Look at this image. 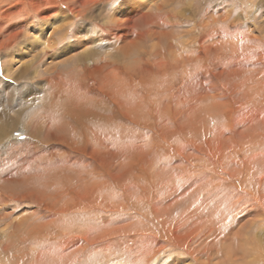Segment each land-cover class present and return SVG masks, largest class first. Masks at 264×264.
<instances>
[{
  "label": "rangeland",
  "instance_id": "rangeland-1",
  "mask_svg": "<svg viewBox=\"0 0 264 264\" xmlns=\"http://www.w3.org/2000/svg\"><path fill=\"white\" fill-rule=\"evenodd\" d=\"M33 1L0 0V115L4 110L17 121L0 139V264H63L76 252L81 256L72 264H128L123 260L135 250L144 256L137 264H147V257H153L150 264H263L262 217L251 213L255 197L240 180L249 166L256 184L264 178V0H135L154 13L152 25L165 34L160 43L147 42L141 47L144 56L138 51L128 58H105L103 65L87 60L86 80L79 84L80 74L71 70L62 87L56 74L43 71L52 62V50L38 39L37 30L20 27L23 21L25 26L41 23V12L50 8L41 5L35 11ZM119 1L103 0L84 11L77 0H67L71 10L83 12L74 18L73 29H91L92 38L94 31L108 30L106 22ZM56 2L65 5V0ZM102 3L107 8L94 19ZM143 24L135 34L147 28ZM48 25L41 27V35L51 31ZM88 46L84 42L76 53ZM113 62L130 69H120L117 80L108 82ZM31 64L30 75L39 66L37 77L12 84ZM66 93L77 104V98L85 99L88 108L96 97L103 98L112 132L63 138L53 120L31 140L28 135L40 122L29 115L38 113L40 103L41 112L61 117L62 105L48 109V103ZM60 167L71 169L74 179L53 187L36 178ZM78 201L87 204L81 224L66 220L75 228L64 238L48 236L42 245L29 240L26 248L24 241L41 227L49 232L51 214L65 206L75 209ZM256 204L264 209L262 199L256 198Z\"/></svg>",
  "mask_w": 264,
  "mask_h": 264
},
{
  "label": "bare ground",
  "instance_id": "bare-ground-1",
  "mask_svg": "<svg viewBox=\"0 0 264 264\" xmlns=\"http://www.w3.org/2000/svg\"><path fill=\"white\" fill-rule=\"evenodd\" d=\"M56 1L57 0H50V1H48V0H36V1H33L32 2V9L35 10V11H38L39 10V7H42L41 5H49L50 8H48L46 10H43L41 12V16H42L41 23L33 24V25H30V26L28 24V25L25 26V23H27V21H23V22H21V26L20 27L21 28H27L28 27L29 30H31V31L32 30H37V32L40 33L39 34L40 37L38 39L41 40V41H43L44 46L47 49H51L52 50V53L50 54L51 55L50 58L52 59V62H50L49 64H45L44 67H43V71L46 74H49V75L50 74L51 75L56 74L58 76V79L61 82L58 85H61V87L65 84V82L67 80H69V78H71V77H68V75H67V73H70L71 70L73 72L76 71L75 73H79L80 74V77H78V79H77V81H79L78 82L79 84L81 82H83L82 81L83 79L86 80V78L89 76V72H88L87 67H84L85 61L91 60V62H93V63L99 62L101 65H103L101 62H102V60L104 61L105 58H106V61L107 60H111V59H115V58H118V57L119 58L120 57L128 58L131 55V53L134 54V52H138V51L141 53L139 55H143V53L145 55L147 52L146 51L145 52L144 51L142 52L141 51V47L143 48L147 44V42L150 44L153 41H157V39L159 40V43H160V40H162V36L165 35L162 32V30H161L162 29L161 26H159L158 24H157V26H155V24L152 25V22L155 19L154 18V13L152 12L151 8L149 6H147V5H145V3L142 2V1H141L140 4H137L135 0H121V1H119V5H117L116 8H115V10L112 11L110 20L106 22L107 24H109V25H106V26H109V29L108 30L103 29L102 32H100V31H94L95 32V35H96L94 38L91 37L92 36V32H93L91 29H87L86 27L85 28L76 27V28L73 29V26H75L74 18L76 20V18L79 17V15H81V12L82 11H77L76 12V11L71 10V8L73 7V5L66 6L67 0H65L64 7L61 6L62 5L61 2L58 4ZM101 1H103V0H77V3H80V5L82 6V8L85 11L86 6H92V5L95 6L96 4L98 5V3H100ZM107 1H108L107 2L108 4L109 3L111 4V2H112V0H107ZM107 3H105V4L102 3L100 12H98L95 15H94V13L92 14V15H94L93 16L94 19H97L99 17L98 15L101 14V11H105L106 10ZM147 9L150 10V12H147L146 13L145 10H147ZM165 9H166V3L164 5L162 4L161 7L159 9H157V13L156 14L158 15V13H160L161 11H163ZM73 15H74V17H73ZM71 16H72V19L69 20V17H71ZM51 17L54 18L53 19L54 21L49 24V21L51 20ZM139 21H141V22H139ZM140 23H144L145 25H148V26H147V28H145L143 30L141 29L142 32H140V33L138 32L139 34H135L136 33L135 32V28H140V26H141ZM46 25H48L49 31L50 30L51 31L41 35V33L43 31V29L41 27L42 26L45 27ZM89 37H91L92 40ZM84 42H85V45H89L90 44V47L88 46L86 49H83L82 51L76 53L77 50L80 49V46L84 44ZM107 42H110V43H107ZM152 45H153V43H152ZM107 47L109 48V50L108 51H106V50L104 51V49H106ZM143 56H140L139 58H143ZM142 60L143 59H141L140 61H142ZM121 65H120V67L115 66V63L114 62L110 65L111 68L112 69H115V70H112L111 69L110 72L112 74V77L111 76L108 77V79H107L108 82H110L111 79L112 80H117V78H114V77L117 76L118 72H120V69H122V71H121L122 73L127 72L130 69L129 67H126L127 65L126 66L124 65L123 68L121 67ZM32 67H33V65L31 64V65H27L26 66V69H24V68H23L24 70L21 69V71H19V73L15 77V79L13 78L14 80H12V81H14V82H12V84L16 85V83H18L19 80H28V79L37 77L38 74L36 75V73H38V71H39V68H38L39 66H35V68H34L35 69L34 71H36L35 75H33V74L30 75L29 74L30 73V68H32ZM95 68H96V66H95ZM4 72L7 73V74L8 73L10 74V69L8 67H6L4 69ZM5 73H4V75L6 76ZM107 81H106V83H107ZM125 83H126V81H125ZM34 84L35 85H39V89H42V82L41 81H36ZM34 84L31 85L32 88H35ZM109 91L112 92L113 94L115 93V91L113 89L112 90H109ZM71 94H73V93H71ZM68 95H67V93L64 95V97L66 99L61 97L62 98L61 100L58 99L56 101H50L48 103V109H51V108L53 109L56 105H58V106L59 105H62V108L61 109H63V111H62V115H60L61 117H59V118H55V117H54V119L51 118L52 117V113L50 112V110H48V113L47 114L44 113L45 111L44 112H41L40 110L42 108L40 109V107L43 106V104L38 103V105H41L38 108L39 110H37L38 113H35V114L32 113L31 115H33V116H30L29 115V120L30 121L33 119V121H34L35 124H37V123L40 122V124H39L40 126H38L37 128L33 129L30 132V134L28 135V137H30L31 140L34 141L35 138H36L37 132H41V130L42 131H45L49 127V125H47L48 122L49 121H53V120L55 121V123L57 125L56 128H58L57 131H56V133H60V135L63 138H82L84 136H88V135L90 136L92 133H96L95 132L96 130H103L105 133L112 132L110 126H112V125L114 126V123H113V120L112 119H111V122H110V120H108V117L104 115V108H103V106L105 107V105H104L105 103L102 100L103 98H101L99 96L96 97L95 100H94L95 104H92L93 101H91V104L93 106L90 105V107L88 108L87 107V102H86L85 99L77 98L78 99V102H79V104H77L76 103L77 101L76 102H74V101L71 102L72 101V98H74V95H70V96H68ZM76 95H78V94L76 93ZM50 97H52V96H50ZM53 98H56V96H53ZM87 101H88V99H87ZM28 105H33V103L27 104L25 106H28ZM28 108H34V106H29ZM26 109H24V110H26ZM24 110L23 111L21 110V113L22 114L24 113ZM6 114H7L6 111L3 110V115L2 116L0 115V139L3 138L4 135H6L8 129L13 128L14 125L17 123V121H15L16 119L15 120L8 119L7 116H6ZM30 118H32V119H30ZM14 122H16V123H14ZM53 124H54V122L53 123L52 122L50 123L51 126ZM34 130H36V131H34ZM103 135H105V134H103ZM54 137H57V134L56 135L51 134V137L50 138H54ZM71 172H72L71 169H68L66 167H62V168L60 167V169H56L54 171H50V172L49 171H45L44 173H40V174H38V177H36V178L46 180L47 181V185H50V186H53L54 187V186L59 185V184L60 185L61 184L62 185L63 184H67L68 183V180H71V179L73 180L74 179V174H73V172L72 173ZM253 174H254L253 173V168L251 166H249L246 169V171H245L244 178L243 179L241 178V180H240L241 181V186H243L249 192L253 193L251 195H254L255 199L254 198L253 199H250L249 198L254 203L253 205H250L251 206V210H252L251 213H253L258 219L260 217H262L263 219L260 218L261 219L260 221H263V224H261V223H258V224L264 226V209L259 208V206H258V204L261 201L258 200L260 202H258V204H256V198H260L264 202V178H258V179H256V180H258V184H256L257 182H255V177H254L255 174L254 175ZM132 179H133V177H132ZM70 183H71V181H70ZM238 197L243 198L245 196H242L241 194H239ZM84 202L85 201H78V204L75 203L73 205V207H76L78 205L75 209H68L67 206H65V208H63V210L61 212H58L59 214L56 213V212L53 213V214H51L52 215L51 216V218H52L51 220L53 222H51V223L49 222L46 225V226L49 227L50 234H49V232H47L48 231L47 228H45V227H43V228L41 227L40 228L39 224H37L38 225V228H40L41 230H40L39 233L37 231L38 234H35L34 233L35 236H33V238H28L27 241H24L25 242L24 245H26V248H27V243L29 242V240H30V243L29 244L33 243V241H34V243H37V244L42 245V244L45 243V242H43L44 241V238H49L48 236H50V237H56V239L57 238H59V239L64 238V235H67L66 233H67L68 230L71 231V230H73L75 228V227H71V226L66 225V220L67 221H70V222L72 221V224H73L72 226H76L77 223L79 224L82 221V219L84 221L85 216H86L85 215L86 213H85V210L82 209V207H84L82 205H85V206L87 205ZM41 204L42 203H40V206L43 205V204L42 205ZM79 206H81V207H79ZM94 210H95V208H94ZM38 213L39 212L34 211L32 214L35 216V215H38ZM228 213H229V211H228ZM93 217H95V215ZM38 218H41V217H38ZM44 218H45V216H44ZM49 219H50V217H49ZM76 221H78V222L76 223ZM70 222H68V223H70ZM89 223H90V221H89ZM253 224H254V226H256L255 223H253ZM93 225H94V223H93ZM42 226H43V224H42ZM64 226H66V230L64 232L65 234L62 233V232H60V230L63 229ZM251 226H252V223H251ZM260 227H259V229H260ZM38 228H36V229L38 230ZM31 229H32V231L34 230L33 228H30V231H31ZM58 229H59V231H58ZM200 232H201V229H200ZM205 235H206V232H205ZM255 235H257V234H255ZM261 235L259 234L258 237H260ZM21 236L22 235H20V237ZM29 237H32V236H29ZM15 238H18L17 235H16ZM253 238H248V239L251 240ZM11 239H13V237ZM255 239H257V238H255ZM15 240H17V239H15ZM245 240L247 241L246 237H245ZM257 241L254 240V242H257ZM259 241H260V239H259ZM20 242H22V241H20ZM15 243H17V241ZM11 244H12V242H11ZM14 245H13V248L17 244L15 246ZM237 245H239V244H237ZM249 246H251L250 245V242H249ZM255 246H257V245H255ZM160 247H162V245ZM230 247H232V246H230ZM259 247L260 246H258V248ZM183 248L185 249V251H186V253L188 255V247H187V245H186V247H183ZM239 248H240V246H239ZM251 248H253V246ZM6 249H8V248H6ZM15 249H16V247H15ZM27 249L25 250V252L27 251ZM242 249H244V244H243ZM242 249L240 250L241 252H242ZM10 250L11 249H9V253H10ZM157 250H158V248H157ZM248 250H250L251 254H253L254 251L253 252L251 251L253 249H247L246 251H248ZM255 250H257V249H255ZM260 250H261V248H260ZM135 251L132 252L129 255V257H130L131 260H132V258L133 259L135 258L134 261L133 260L131 261L129 258H127L126 260H123L124 263H127V261H128V264H129V262L130 263H133V264H137V263L141 262L142 260H144V258H143L144 256L142 257L143 254H140L139 253L140 252L139 250H135ZM240 251H238V252H240ZM148 252H149V250H148ZM148 252H146L144 254H148ZM79 253L80 252H76L74 254H70L68 256H65L64 259H65L66 262H63V264H72L73 261H74V259L76 257L81 256V255H79ZM138 253H139V255H138ZM233 253H232V255H233ZM14 254H16V253H14ZM196 254H199V253L196 252ZM261 254H262V252H261ZM155 255L156 254H153V256H155ZM97 256H99V255H97ZM244 256H246V255H244ZM247 256H249V255L247 254ZM182 257L185 258L184 256H182ZM238 257H240V256L238 255ZM152 258L153 257H150V258L147 257L146 258V259H149L148 260L149 262L147 264H150V261L153 260ZM233 258H234V256H233ZM241 258H242V254H241ZM12 259H13V257H12ZM155 259H156V257H155ZM235 259H236V256H235ZM248 259H249V257H248ZM232 261L234 262L235 260H232ZM262 261H263V259H262ZM217 262H218V260H217ZM262 263L264 264V262H262ZM18 264H20V263L18 262ZM218 264H220V262Z\"/></svg>",
  "mask_w": 264,
  "mask_h": 264
}]
</instances>
